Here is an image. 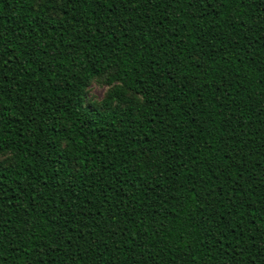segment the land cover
Returning <instances> with one entry per match:
<instances>
[{"label": "trees", "instance_id": "trees-1", "mask_svg": "<svg viewBox=\"0 0 264 264\" xmlns=\"http://www.w3.org/2000/svg\"><path fill=\"white\" fill-rule=\"evenodd\" d=\"M0 264H264V0H0Z\"/></svg>", "mask_w": 264, "mask_h": 264}, {"label": "rangeland", "instance_id": "rangeland-1", "mask_svg": "<svg viewBox=\"0 0 264 264\" xmlns=\"http://www.w3.org/2000/svg\"><path fill=\"white\" fill-rule=\"evenodd\" d=\"M107 88H108V86L105 85L102 80H100V79L93 80L91 82V84L89 85V88H88L87 95H88L89 100L91 102L92 101H99L103 97Z\"/></svg>", "mask_w": 264, "mask_h": 264}]
</instances>
